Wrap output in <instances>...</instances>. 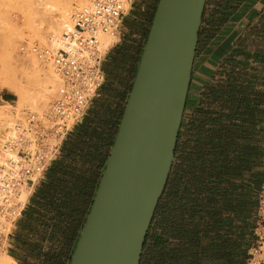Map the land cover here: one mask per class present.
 <instances>
[{"label": "water", "instance_id": "95a60500", "mask_svg": "<svg viewBox=\"0 0 264 264\" xmlns=\"http://www.w3.org/2000/svg\"><path fill=\"white\" fill-rule=\"evenodd\" d=\"M207 0H159L70 264H141L192 81Z\"/></svg>", "mask_w": 264, "mask_h": 264}, {"label": "trees", "instance_id": "16d2710c", "mask_svg": "<svg viewBox=\"0 0 264 264\" xmlns=\"http://www.w3.org/2000/svg\"><path fill=\"white\" fill-rule=\"evenodd\" d=\"M132 86L133 83L130 91ZM235 105L236 103L233 104L234 107L231 109V113L221 115L211 129H207L204 126L205 124L199 127H191L193 134L191 139L196 142L197 147L196 153L191 154V157L192 155L195 156L194 165L188 168L186 165H189V163L185 164L186 169L190 170H185L184 174H181L182 179L174 175V167L172 168L166 192L155 214L156 217L158 212L162 211V204L176 197L179 203L184 206L183 210L179 211L180 222L178 227L163 224L160 235L157 232H155V235L152 234V231H154V224H152L144 245L141 264H147L148 261L151 264H202L205 261H208L207 264H233V258H237L236 253L239 251L238 246H240L238 241L226 240L224 243H227V245L222 246V240L217 241L215 239L214 245L209 240L212 236L221 238L220 234H223L222 232L226 230H228L227 233H232L233 236H237V234L244 236L243 232H234L235 223L238 220H241L244 225L248 221H253L255 224L257 203L253 200L252 194L255 189L261 188L264 177H247L248 173L253 174L252 172L260 167L263 150L259 147L261 143L255 140L251 129L249 109L236 108ZM237 112L241 115L239 116ZM238 118L243 119V121L240 122ZM182 129L183 123L176 146V158L187 151L186 147L188 145L182 141L184 136ZM90 148L87 147L86 154L90 153ZM96 149L99 150L97 147ZM81 155H83V152ZM84 159L86 162L83 165H89L87 163L88 158L84 156ZM106 161L99 168L101 171L100 176L90 197L91 202L84 215L82 228L93 204ZM77 164L61 166L60 168V165H57L52 176L59 182L69 181L79 174ZM174 166L178 167V170L183 168V165ZM187 171H190V175L186 174ZM178 173L179 171L176 172V174ZM247 180L251 181L248 182ZM170 186H173V191L177 195H167ZM51 190L46 192L41 189V192H45L44 196H47V201L50 204L49 208L56 209L63 205L66 206L62 202L63 199H60L59 192ZM82 192L85 193V190H82ZM254 210L255 215L253 216ZM228 213L234 214V218L227 217ZM81 231L82 229L74 235L71 249H63L64 255L62 256L66 259L61 264H70ZM217 243L220 245H217ZM215 246L219 248L211 252L209 248H215ZM248 252V248H244V255L241 257L238 254L239 259H242L240 264H245L248 259ZM211 253H223L224 258H213L214 255H210ZM238 260L236 261L237 264H239Z\"/></svg>", "mask_w": 264, "mask_h": 264}, {"label": "rangeland", "instance_id": "374dc122", "mask_svg": "<svg viewBox=\"0 0 264 264\" xmlns=\"http://www.w3.org/2000/svg\"><path fill=\"white\" fill-rule=\"evenodd\" d=\"M33 1L34 0H0V47L2 44L1 42H3L4 37L9 33L8 31L11 30L12 27H13L12 29H19V30L24 28L20 26V24L22 23L21 19L23 18L22 12L27 7H29L33 3ZM87 1L88 0H80L78 3L79 5L82 6L84 4H87ZM127 1H128V8L131 7V10L123 21L122 27L117 35V37L119 38L115 42V44L120 41L122 34L125 35L122 41L123 43H126L127 41L135 40L139 44L138 52L135 55L136 61L134 62L135 66H137V62L140 61V56L143 52L144 45L146 43L148 33L152 24V19L154 17L159 0H127ZM79 5H75V10L78 7H80ZM74 11L72 15L74 14ZM10 18H12L10 22L13 23V25L11 28H10L11 25L10 26L8 25L10 28L9 29L7 26H5V24L7 23L5 21L9 22ZM38 19L39 17L37 18V22L39 24ZM4 22L5 24H3ZM45 26L46 25L43 26L41 25L40 27H45ZM24 29L23 31H21V33L26 32L27 34L28 31L27 30L24 31ZM65 32L66 31L62 33V36ZM45 39L47 41H44ZM45 39L44 40L42 39L43 41L39 39L40 42H38V40H36L35 42H30V37H28V34L27 36L19 35L17 36L16 39L17 47L15 54L17 55L20 53L19 47L20 44L22 43H27L30 46L39 44V47H44V46L49 47L50 45L48 44L50 42L48 43V41L49 40L51 41L52 38L48 35V37H46ZM102 40L103 39H101V43ZM100 46H102V44H100ZM112 47H110L109 50ZM107 51L103 52L104 59ZM20 56L21 58H24L27 55L25 54L24 56H22L19 54L18 57L20 58ZM107 59H110V56H107ZM47 64H49V62H47ZM50 65H52V63ZM3 67L5 66L3 64L2 59L0 58V110L3 111L6 110V113L9 114V116L13 119L14 122L23 121L29 112H36L42 115L50 111L51 107L49 111L48 110L46 112L43 111L42 113V111H40L38 108H33L32 106H27V105L21 106L19 104V96L16 93L12 92L7 86L5 85L2 86V83H4L2 76ZM55 74L57 73L55 72ZM15 78L20 82H23L24 80L23 74L20 71L16 72ZM132 78L133 76L131 75L129 82L126 85L119 84L117 86V88L120 89L119 92L118 91L112 92L113 89L111 88V84H109L108 80L106 79L105 82V85L107 84L106 88L102 90L103 88L102 87L101 90L98 92V95L90 104L86 116L89 115V112L91 111V114L89 116L93 117L94 111L96 110L95 107L101 104V99L103 95H105L106 92L108 91L111 92V97L113 98L111 99V103L113 104L120 103L121 108L122 107L124 108L127 103V99L129 97V91L132 85L130 82L132 81ZM124 88L126 89L123 90ZM52 101L53 100H51V105H52ZM121 111L122 109L120 110L118 109V113H121ZM191 115H193V112L190 110L188 117H190ZM86 116H84L83 122H86L85 121ZM119 117L120 116H118L117 121L114 124V129H113L114 133H112V139L109 140L108 147L106 150H104V154H102V158H101L102 162H99L98 164H94L93 166L91 164L87 166H84L83 164H79V165L77 164L79 171L78 176L65 182H61V181L59 182L55 180V178L50 174V170L52 169L54 163H57L62 159L61 158L62 153L60 158H58L56 161L52 163L51 167L44 175V178L40 180V182L33 189H30L31 192L28 196L27 208L23 212L22 216L18 219V221H16V223L14 224L11 233L6 237V240L3 241L2 243L3 249H0V257L5 255L11 256L15 260L13 264H61L65 261L66 258L62 256L64 255L62 251L63 249L64 250L71 249L73 245L74 235H76L82 229L84 215L91 202L90 197L92 196L93 191L97 186V181L100 176L101 171L99 168L103 166L106 158L109 156L111 150L110 146L111 144H113L114 136L117 134L118 131ZM87 122L90 123L91 120L87 119ZM192 126H196V124H191L189 129L187 130L185 129V133L182 140L183 143L188 145L186 147L187 151L183 155L180 154L176 158L174 163V165H183V168L178 170V167L173 166L174 175L180 177L179 179H182L183 176L181 177V174L185 170H190V169H186V167L189 168L192 167V165H194L193 162L195 160L194 159L195 156L192 155L191 157V154L196 153L195 150L197 147H196V142H194L193 139H191V137L193 136V134H191L190 132ZM83 130L84 129H82V131ZM78 134L79 133H77V135ZM67 138L70 141V137L68 136ZM65 143L66 141H64L63 146L65 145ZM73 145L77 146L78 144L73 143ZM89 151L91 154L95 155V153L98 150L96 148H90ZM85 157L90 160L94 156L87 154ZM187 163H189V165H186L185 167V164ZM61 166H65V163H62L59 166V168ZM177 171H179L178 174H176ZM252 173L253 174L248 173L247 177L250 176H254V178L264 177V161L261 163L260 167L256 168ZM186 174L190 175V171H187ZM247 181L250 182L251 180H247ZM41 189L46 192H49L50 189H52L51 191L53 190L58 191L60 195V199L61 200L63 199L62 202L66 204V206L63 205L60 206L59 208L57 207L56 209L55 208L50 209L49 208L50 204L47 201V196L46 197L44 196L45 192L43 191L41 192ZM82 190H85V193H83ZM258 192L259 189H255L252 194L253 195L252 198L256 203H258ZM167 195H177L176 192L173 191V186L168 187ZM183 207L184 206L181 203H179V200L176 197L162 204V208H161L162 211L158 212L157 216L154 217L152 223L154 224L153 226L154 231H152V234L155 235L156 234L155 232H157V234L160 235L162 233L163 224L167 226L171 225L178 227V224L180 222V219L178 217L180 213L179 211H182ZM255 210L253 216L255 215ZM227 217L234 218V214L228 213ZM252 219L254 218L252 217ZM235 227L237 229L235 228V231L234 230L232 231L238 233L243 232L245 235L241 236L237 234V236H233L232 233H227L226 231L228 230H226L222 232L223 234H220L221 238H218V236L217 237L212 236L209 240L212 244L215 241V239H217V241L222 240L223 241L222 246L227 245V243H224L226 240L232 242L238 241L240 245L238 246L239 251L236 253L237 258L236 257L233 258V264H237L236 261L239 259L238 254L241 257L244 255L243 254L244 248H248L249 251L252 245L254 244L256 240L254 234L256 228V219H255V224L253 223V221H248L246 225H244L241 220H238L235 223ZM173 244H177V243H173ZM217 245L220 244L217 243ZM216 248L219 247L217 246H215V248L211 247L209 248V250H211L212 252L213 250H216ZM210 255H214L213 258L214 257L216 258L219 257V259L224 258L223 253L220 254L211 253ZM238 262L240 264L242 262V259L240 258ZM207 263L208 261H205L202 264H207ZM147 264H151L150 261H148Z\"/></svg>", "mask_w": 264, "mask_h": 264}, {"label": "crops", "instance_id": "0c3cea01", "mask_svg": "<svg viewBox=\"0 0 264 264\" xmlns=\"http://www.w3.org/2000/svg\"><path fill=\"white\" fill-rule=\"evenodd\" d=\"M124 37L122 34L120 41L107 51L103 63L105 82L107 79L111 84L112 92H119L117 86L126 85L131 75L130 83H133L139 64H134L139 44L135 40L123 43ZM106 86L104 83L102 90ZM111 99V92H106L101 104L95 107L93 117L89 116L91 111L89 115L85 114L86 122L83 118L69 134L70 141L66 138L61 150L62 159L54 163L51 175L62 163L65 166L84 164L87 147L99 149L95 155L88 153L94 157L93 160L86 159L87 163L93 166L101 162L112 139L114 124L118 116L120 122L124 109L120 103H111ZM187 101L183 133L191 124L196 127L205 124L211 129L221 115L231 113L234 103L236 108L249 109V123L255 140L261 143V160L264 161V0H207ZM118 109H122L121 113ZM190 110L193 115L188 117ZM87 119L91 122L88 123Z\"/></svg>", "mask_w": 264, "mask_h": 264}, {"label": "built area", "instance_id": "2783aa9c", "mask_svg": "<svg viewBox=\"0 0 264 264\" xmlns=\"http://www.w3.org/2000/svg\"><path fill=\"white\" fill-rule=\"evenodd\" d=\"M130 10L127 0H88L87 4L75 10L73 27L63 34L61 48L54 50L37 45L29 48L26 43L20 44L19 51L24 53L32 49L40 59L53 63L60 85L47 115L29 112L25 121L16 125V136L9 133L8 136L7 131L0 134V143L7 142L4 148L13 151L19 158L16 177L3 181L4 189L12 187V198L16 201L21 197L23 188L33 189L60 157L64 141L82 121L104 85V55L98 50L100 37L104 34L117 36ZM2 167L5 165L2 164ZM2 204L5 205H0L1 216L11 221L12 225L6 233L0 229V249L26 210L28 201L21 208L20 202L15 205L16 209L20 208L17 214H13L14 206L9 200ZM255 219L256 240L245 264H264V181L258 192Z\"/></svg>", "mask_w": 264, "mask_h": 264}, {"label": "bare ground", "instance_id": "6f19581e", "mask_svg": "<svg viewBox=\"0 0 264 264\" xmlns=\"http://www.w3.org/2000/svg\"><path fill=\"white\" fill-rule=\"evenodd\" d=\"M79 1L34 0L29 7L23 10V18L21 19L22 25L20 24V26L25 28H23L24 31H28L27 34L28 37H30V42H35L36 40L40 42L39 39L43 41L49 35L52 39L51 41H48V43L50 42L49 44L47 43L51 46H49L48 48L57 50L62 47V33L64 31L67 32L73 27L72 13L75 10V5H79ZM38 17L39 24L37 22ZM11 19L12 18H10L9 22L5 21L7 22L6 24L5 22L3 23L8 28L10 25V28L13 25V23L10 22ZM41 25L46 26L40 27ZM12 28L8 31L9 33L7 32L8 34L4 37L0 47V58L2 59L3 64L5 66L2 69V76L4 80L2 86H7L12 92L16 93L19 96V104L21 106H32L33 108H38L40 111H42V113L43 111H49L50 107H52L51 100L55 98L58 91V87L60 85V78L58 79L59 75L55 74L56 68L52 62L40 59L36 54L31 51L32 49H29L24 53L20 51V55L24 56L26 54L27 56L24 58H21L20 56L19 58V54H17L18 56L15 54L17 47L16 39L19 35L27 36V34L26 32L21 33L23 29L19 30ZM118 38L119 37L112 34L101 35L100 44H102V46H100V44L98 46L100 54L103 55V52L109 50V48L112 47L118 40ZM101 39H103L102 43ZM44 41L47 40L45 39ZM27 46L29 48H32L34 45L30 46L27 44ZM37 46H39V44ZM47 62H49V64H47ZM51 63L52 65H50ZM18 71L23 74V82H20L15 78V74ZM48 113L39 115L43 116L47 115ZM7 114L8 113H6V110H0V134L3 131H7V134L9 133L13 134L12 136H16L14 132L16 125L18 123L24 122L25 119L21 122H14L13 119L9 116V114ZM6 143L7 142L5 141L0 143V205H5L2 203H5L9 200L10 204L14 206L15 213L13 214H17L19 209L28 200L31 188L24 187L22 195L17 201L15 200V198H12V196L14 195V191H12L11 186H9V188L7 189L3 188L4 180L10 181L16 177L19 164V158L15 155V153L9 149L6 150L4 148V145ZM2 164L5 165V167L1 168ZM18 202L21 203L20 208L16 209L15 205ZM11 225V221L9 222L4 219L0 213V229L4 233H6L10 229ZM14 262L15 260L9 255L0 257V264H13Z\"/></svg>", "mask_w": 264, "mask_h": 264}]
</instances>
